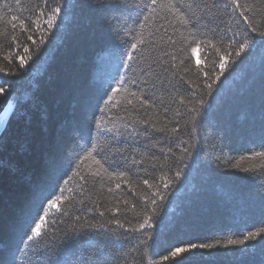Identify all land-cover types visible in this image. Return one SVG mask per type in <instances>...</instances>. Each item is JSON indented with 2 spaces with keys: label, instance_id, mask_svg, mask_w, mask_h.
I'll use <instances>...</instances> for the list:
<instances>
[{
  "label": "trees",
  "instance_id": "16d2710c",
  "mask_svg": "<svg viewBox=\"0 0 264 264\" xmlns=\"http://www.w3.org/2000/svg\"><path fill=\"white\" fill-rule=\"evenodd\" d=\"M238 2L0 0V264H264V0Z\"/></svg>",
  "mask_w": 264,
  "mask_h": 264
},
{
  "label": "snow or ice",
  "instance_id": "6c2138e0",
  "mask_svg": "<svg viewBox=\"0 0 264 264\" xmlns=\"http://www.w3.org/2000/svg\"><path fill=\"white\" fill-rule=\"evenodd\" d=\"M156 3H157V0H151V5L152 6L156 5ZM232 5H233L234 8L244 7V5L240 4L238 2V0H232ZM215 6L216 5L213 4V7H215ZM225 7H227V5H225ZM168 9H169L170 12H172L173 16L177 17L179 19V21L181 23H183L185 26H187L189 24V20L186 18V15L181 14V12L178 10V6L177 5H175L174 3H170L168 5ZM60 11H61V9L59 7L54 8L52 10V15L51 16H48L45 20H43L42 23L43 24H47L49 27H51L52 24H53V22L56 19V16L59 15ZM41 15H44V13H41ZM241 16H244V13L243 12H241ZM15 19H16V17H13V20H15ZM245 19H246V22H248L247 21V17H245ZM21 26H23V22H21ZM192 27L193 28H197L198 27V23H193L192 24ZM205 27H207V25H205ZM193 36H195V33H193ZM13 39H15V37H13ZM28 39H31V36H29ZM141 43H142V41H141ZM173 43H175V41H173ZM192 43L195 44L196 43V40L194 39ZM202 43L203 42L201 41L200 44H197L196 45V47H192L191 48V51H192L193 54H195V52L202 45ZM247 46L248 45L245 42H241V44H240L241 50L244 49V48H246ZM136 48H137V45L136 44H133L132 45V49L135 50ZM27 51H28V49L25 48V52H27ZM132 58H133L132 55L129 54L128 59L129 60H132ZM21 63H23V59H21ZM197 70L200 71V69H197ZM120 90L121 89H115L114 91L115 92H119ZM2 91H3V89H0V92H2ZM131 95L135 96L136 93H131ZM109 102L110 103L112 102L111 99H109ZM128 102L131 103V100H129ZM144 102H145V99H141V103H144ZM97 127L99 128L100 126L97 125ZM173 131H175V129H173ZM94 151H95V149H93V152ZM91 155H92V153L90 152L89 153V156H91ZM257 155L260 156V157H264V152L258 153ZM85 159H87V157H85ZM97 164H99V161H97ZM100 167L102 168L103 166L101 165ZM105 171H106V169H105ZM94 175H97L98 176V175H100V173L97 172V173H94ZM144 183L147 184L148 181L145 180ZM117 187H119V185H117ZM109 191H111V189H109ZM61 200H62V198L60 196H56L54 200H52V199L49 198L48 208L49 209L56 208L57 211H59V208L57 206L61 202ZM46 215H47V213H45V216ZM40 219L42 220V223H39V224H37L35 222V220H33L32 223L35 226L29 228V231L32 233V235H29L28 236V239L29 240H32L33 239V236L39 237L41 235L42 229H43V223H46V221H44L43 218H40ZM148 222H149L148 220H145V223L146 224ZM141 227H143V225H141ZM261 233H264V228H261L258 232L250 233L248 238L249 239H254L256 236L260 235ZM229 243L232 244V243H239V242H237V241H230ZM212 247H213V245H211V244H200V245L190 244V246L189 247H186V248L177 247L176 250L174 252H172V256L173 257H176L180 253L191 252V251H193L196 248H212Z\"/></svg>",
  "mask_w": 264,
  "mask_h": 264
},
{
  "label": "water",
  "instance_id": "95a60500",
  "mask_svg": "<svg viewBox=\"0 0 264 264\" xmlns=\"http://www.w3.org/2000/svg\"><path fill=\"white\" fill-rule=\"evenodd\" d=\"M3 113L0 115V134H1V132L3 131V129L5 127V124H6V121H7V117L9 115V113L7 115H4Z\"/></svg>",
  "mask_w": 264,
  "mask_h": 264
},
{
  "label": "rangeland",
  "instance_id": "374dc122",
  "mask_svg": "<svg viewBox=\"0 0 264 264\" xmlns=\"http://www.w3.org/2000/svg\"><path fill=\"white\" fill-rule=\"evenodd\" d=\"M10 109H11L10 107H7L5 111H7V112L9 113ZM5 111H4V112H5ZM8 113H7V114H8Z\"/></svg>",
  "mask_w": 264,
  "mask_h": 264
},
{
  "label": "bare ground",
  "instance_id": "6f19581e",
  "mask_svg": "<svg viewBox=\"0 0 264 264\" xmlns=\"http://www.w3.org/2000/svg\"><path fill=\"white\" fill-rule=\"evenodd\" d=\"M3 114H4V115H7V112H4Z\"/></svg>",
  "mask_w": 264,
  "mask_h": 264
}]
</instances>
